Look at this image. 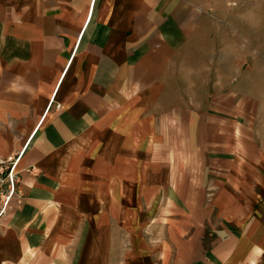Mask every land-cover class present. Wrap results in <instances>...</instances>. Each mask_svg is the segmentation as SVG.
Here are the masks:
<instances>
[{
    "label": "crops",
    "instance_id": "obj_1",
    "mask_svg": "<svg viewBox=\"0 0 264 264\" xmlns=\"http://www.w3.org/2000/svg\"><path fill=\"white\" fill-rule=\"evenodd\" d=\"M215 9L0 0V157L23 150L0 264H118L134 227L118 228L112 188L128 199L151 173L164 190L147 264H264V56ZM87 168L127 180L87 200Z\"/></svg>",
    "mask_w": 264,
    "mask_h": 264
},
{
    "label": "rangeland",
    "instance_id": "obj_2",
    "mask_svg": "<svg viewBox=\"0 0 264 264\" xmlns=\"http://www.w3.org/2000/svg\"><path fill=\"white\" fill-rule=\"evenodd\" d=\"M198 3L205 4L211 8H216L215 10L221 12V14H225V20L233 24L235 27H238V30L247 38V40H251V42H255L257 45V52L264 56V0H196ZM215 18L219 16L218 13H214ZM230 29V34L238 35V30L236 28ZM89 160V159H88ZM106 164V165H105ZM103 164V167L107 166L108 164ZM86 166H93L92 163H88ZM102 174L99 175L98 172H90L87 168L85 174H80V179L84 182L82 187L80 188V194L85 197V199L89 200V197L96 194L99 189L94 188L95 181L102 179V186L104 188V192H110V188L105 186V181L110 179L111 176H116L118 180H127L124 176L125 173L114 172L113 173L109 170L101 171ZM123 174V175H121ZM167 174L166 182H169L172 178L169 177L168 174H172L169 172H164L163 175ZM147 173L145 174L146 177ZM156 175L153 181H150V188H134L133 194L126 198V195H123L125 188L120 187L119 189H113V192H117L119 196L116 214L117 220L115 221L118 228H122L125 231L126 227L130 231L131 226H133V234L131 238H133L134 243V251H126L118 252V264H147L146 254L147 252L142 251V241L147 238L148 229L150 230V238H156L153 236L152 233L156 231L154 229V223H158L157 220V208L159 207L160 203L157 205L158 199L161 202L163 194V184H161V188L159 186V180L157 179V173H151V177ZM134 181L135 184L137 182L142 184L144 180V173L142 172H135ZM141 187V186H140ZM102 189V188H101ZM72 194H77V189H72L70 191ZM144 193V195L142 194ZM145 193L147 195H145ZM212 192H209L211 194ZM123 195V196H122ZM144 196V198H143ZM145 196H150L151 199L156 197L154 201H150L149 210H146L145 207ZM160 197V198H159ZM143 202V203H142ZM162 203V202H161ZM114 206V205H113ZM112 206V208H113ZM86 207H93V204L86 205ZM166 211V209H165ZM169 212V211H167ZM171 214V213H170ZM169 214V215H170ZM168 215V214H167ZM104 222V221H103ZM156 226V225H155ZM123 239L121 244L118 241V245H122L126 247L130 245L127 243L129 238L121 237L119 234V240ZM169 238V237H168ZM214 238V235H212ZM125 253V254H122Z\"/></svg>",
    "mask_w": 264,
    "mask_h": 264
},
{
    "label": "built area",
    "instance_id": "obj_3",
    "mask_svg": "<svg viewBox=\"0 0 264 264\" xmlns=\"http://www.w3.org/2000/svg\"><path fill=\"white\" fill-rule=\"evenodd\" d=\"M23 150L7 157H0V221L8 213L11 203L21 196L18 188L20 171L19 161ZM32 171L34 168H27Z\"/></svg>",
    "mask_w": 264,
    "mask_h": 264
}]
</instances>
